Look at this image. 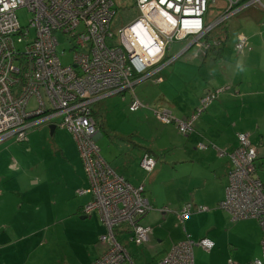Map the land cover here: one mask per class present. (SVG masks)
Listing matches in <instances>:
<instances>
[{"label": "built area", "instance_id": "2783aa9c", "mask_svg": "<svg viewBox=\"0 0 264 264\" xmlns=\"http://www.w3.org/2000/svg\"><path fill=\"white\" fill-rule=\"evenodd\" d=\"M217 1L134 0L139 15L113 31L114 0H0V142L9 137L26 140L31 126L55 117H59L56 125L71 133L89 182L77 194L92 196L82 212H97L106 229L99 236L105 249L89 264H134L118 232L126 230L127 240L135 245L145 243L151 228L140 224V219L153 209L144 187L129 183L100 155L96 145L99 129L91 104L130 89L129 109L135 110L140 102L132 87L173 61L165 58L174 41L186 40L182 51L196 46L206 53L221 44L217 37L206 38L216 26L245 6L264 7L263 0H222L226 6L218 17L205 22L208 4ZM19 7H26L31 15L25 28L16 16ZM30 28L34 29L33 39L28 38ZM57 31L71 38L72 63L63 65L59 59ZM17 42H23L22 49L16 47ZM247 47V37L238 34L235 49L242 52ZM226 88L203 93L195 112L184 119L178 120L162 107L155 111L156 117L163 123L173 122L179 133L187 134L197 114ZM32 97L37 108L28 110ZM198 147L205 145L199 143ZM228 155L233 168L219 206L233 219L258 222L262 258L253 264H264V182L255 174L257 148L247 134L238 133L237 146ZM154 164L147 154L140 160L146 172ZM206 209L197 206L196 211ZM192 211L187 203L176 214L182 221ZM195 245L209 251L213 242L186 238L175 243L157 264H194Z\"/></svg>", "mask_w": 264, "mask_h": 264}, {"label": "crops", "instance_id": "0c3cea01", "mask_svg": "<svg viewBox=\"0 0 264 264\" xmlns=\"http://www.w3.org/2000/svg\"><path fill=\"white\" fill-rule=\"evenodd\" d=\"M247 39L248 47L245 49L250 50L249 38ZM250 39L254 48L260 47L264 50V37L253 36ZM219 40L221 42L219 45L221 47L220 52L211 49L206 53H202L203 57L208 55V60L198 58L197 55L200 53L198 50H194L193 55L187 57L190 62L195 61V64L200 65L198 66L199 69L206 66L210 72L207 81L210 85L204 88V91L202 89L196 91L195 97L190 99L189 103L184 101L181 96L176 101L170 99L162 91L157 99L158 101L154 102L155 99L151 98L153 95L150 94L151 91L154 92L153 86L142 84L137 86L136 92L132 88L134 97L139 100L140 104L135 110L130 111H136L145 106V108L150 109L147 111L157 119L155 111L162 107L169 109L178 120L184 119L195 112L199 99L205 91L209 90L210 87L222 86L221 84L231 78L230 83L237 85L234 88L236 91L230 90L229 94L226 93L223 98H220L219 104H225L228 101H241L243 104L242 110L244 111V108H246L243 118L247 122H243L241 128L238 129L239 131L237 133L233 132L229 137L230 139L220 133L217 124L221 123V120H218V115L221 113H217L215 105L218 101L212 103L218 98V95L197 114L194 124L198 123L197 129L202 130V134L196 131L195 128H192L187 134H182L194 142L196 146L188 145V143H192L188 141L182 147H175L171 150L170 154L175 157L167 159V163L171 165L172 174L167 186L168 197L166 199L161 197L154 188L149 187L146 189L147 181L154 179L160 169L162 170V168L157 167L160 162L157 153L149 147L146 148L143 145L138 147V143L128 140L129 145L134 148H130L129 145L126 147L115 146L112 151L113 154H111V160L109 158L104 159L116 173L123 176L129 183L132 185L141 184L144 187V194L153 209L141 218L140 224L149 226L154 232L170 221L169 225L173 226L174 236L171 231H168L167 236H171L172 241L170 244L172 246L186 238L193 241L207 238L213 242V246L209 251L217 246L221 254L226 256V261L224 260L225 262L222 264H230L228 260H231V264H240L239 261L244 260L245 255L243 258V253L247 249L254 250L260 247L262 255L260 225L254 219H233L228 212L219 206V203L224 198L227 183L226 175L233 168L228 153L236 148L238 133L248 135L251 143L256 146L257 157H259L258 147L261 146L260 144L264 139V54L259 56L257 51H245L244 49L240 52L242 54L241 59L248 61L253 59L251 63L246 65L240 63L239 56L230 57L225 49L226 40L222 36ZM178 42L181 45L176 48V55L172 57L173 61L190 49L182 51L186 42ZM235 59L237 60L234 61ZM161 71L157 70L152 76L145 79L151 78ZM230 72H233V74L231 73L232 75L228 76ZM158 78L160 80H157ZM154 81L164 85L166 79L164 80L163 75L157 74ZM125 91L118 94L123 95ZM197 92L199 93L197 94ZM142 99L148 103L145 105ZM155 104L158 105L153 108ZM94 117L96 119L95 115ZM53 120L49 125V129L51 125L54 126L52 133L49 131L50 136H54V140H57L52 145L56 149V162L53 164L45 163L42 160L34 164L20 162L17 155H15L16 152H13L9 147H5V141L0 143V264H69L68 260H65L61 247L63 241L70 243L72 238L70 236L82 229L69 222L77 216L78 219H84V222L86 221L88 224L87 228L89 230H82V233L88 234L85 232H91L90 241H87L88 244L85 243L88 246L89 257L79 264H89L100 256L105 249L99 241V236L106 231L99 214L97 212L91 214L82 212V207L90 200L91 194H77V190L87 188L89 182L78 155L76 143L70 132L65 130L67 134L56 133L57 129H64L56 125L59 117ZM163 124H171L176 127L173 122ZM199 124H202V128ZM33 126L28 129L27 137L32 134L30 129ZM98 129L99 133L96 140L102 136L101 129L99 127ZM201 137L206 139V142L203 143L205 148L198 147V144L202 143ZM10 138L12 137L7 139ZM215 141L219 145L215 144ZM136 147L138 148L136 149ZM145 154L155 160L150 172H146L140 166V160ZM159 155L165 157L162 152H159ZM136 165L141 169L139 172L145 171L147 173L144 180L132 173V170L136 169ZM220 175L222 178L219 177ZM187 203L191 204L193 211L180 221L176 212ZM197 206H205L207 209L198 212L196 211ZM169 207L172 209L170 210ZM161 208L167 210L162 211ZM211 213L223 218L225 230L216 231L215 233L208 230L203 236L204 232L199 231L200 224L204 221L211 224ZM195 220L200 221L198 225L195 224ZM180 226H182L183 231ZM223 232L226 238L224 241H220ZM119 234L122 239H125L126 230H120ZM59 235L63 236L64 239H59ZM154 240H157V243L160 242L157 234L149 236L145 242L146 247L152 244ZM122 242L123 244L124 242L129 243L126 239ZM195 246L204 250L199 245ZM169 250H162L163 253L156 259V264ZM152 257L156 258V255ZM209 264L216 263L213 260Z\"/></svg>", "mask_w": 264, "mask_h": 264}, {"label": "rangeland", "instance_id": "374dc122", "mask_svg": "<svg viewBox=\"0 0 264 264\" xmlns=\"http://www.w3.org/2000/svg\"><path fill=\"white\" fill-rule=\"evenodd\" d=\"M114 2L116 13L112 18L111 28L113 31H117L122 26L134 20L139 15V12L135 6L134 0H114ZM225 6L226 3H224V1L222 0H218L217 3L213 5L208 4L207 11L204 15V21L209 22L216 19ZM16 16L22 28L28 26L31 15L26 7L17 8ZM212 31L213 33H220V36H222L226 40L225 49L230 54V57L239 56L238 58H240V63H245L246 65H248L253 61V59H251L250 61L241 59L242 54L235 49L237 35L244 34L247 38H249L250 50L245 49V51H257V54L259 56H262L264 54L263 49H260V47L257 46V48H254L252 46L250 39V37L253 36L264 37V7L253 4L245 6L244 8L227 18L224 22L216 26ZM56 35L59 40V43L57 45V54L61 63L63 65L72 63L74 49H71L70 36L59 31L56 32ZM33 37L34 29L30 28L28 38L33 39ZM185 42L186 40L182 41V43ZM108 43L110 42L108 41ZM180 45L181 43L178 41H174L171 44V49L167 52L168 59L176 55L175 50ZM16 47L22 49L23 42H17ZM194 50H198L200 52L197 55L198 58L202 60L206 58V60H208V55L206 57H203L202 49H197L196 46H192L184 54L176 58L172 63L166 64L161 67L158 70H162L161 72H158L154 74L153 77L135 84L132 87L133 90L135 91L137 86H141L142 84H149L150 86H153L154 92L152 93L151 91L150 94L153 95L151 98L155 99L154 102L158 101L157 99L159 98L160 92L162 91L164 95L170 97V99L176 101L181 96L183 97L184 101L189 103V100L195 97L196 91L200 89L204 91V88H207V86L210 85V83L207 82L208 77L210 76V72L208 71L207 67L203 66L201 69H199L198 66L200 65L195 64V61L190 62V60L187 59L188 55H193ZM61 52H63V54ZM236 60L237 59H235L234 61ZM231 73L233 74V72H230L228 73V76H231ZM157 74L163 75L164 80L166 79L164 85L154 81L157 77ZM229 79L230 80H227V82H225L224 84H221L222 87L227 86V89L223 90L219 94L218 98L212 102L215 103L218 101L215 105L217 108V113H221L220 115H218V120H221V123L217 124V126L220 133L228 139H230L229 137L233 132L237 133L239 131L238 129L241 128L243 122H247L243 118L246 112V108H244V111L242 110L243 104L241 103V101H228L225 104H219L220 98H223L226 93L229 94L228 92H230V90L236 91L234 88L237 85L235 83H230L232 79ZM210 88L209 90L214 89ZM129 91L130 89H127L123 93V95L112 94L102 97L91 104L94 115L96 116V120L98 121L97 127L101 129L102 134V136L96 140V145L99 148L101 156L105 159L109 158L110 160L112 156L111 154H113L112 151L115 146L126 147L129 145L128 140H132L138 143V147L140 145H143L146 146V148L149 147L150 149L155 151L157 153L158 160L160 159L157 167L162 168V170L160 169V171L157 173L158 175H156L154 179H149L147 181L146 189L152 187L156 192L159 193L161 197L166 199L168 197L167 186L169 180H171L170 176L172 174L171 165L167 163V159L175 157L173 154H170L172 152V149H174L175 147H182L191 140H189L188 137L180 134L175 126L171 124H163L155 119L154 115L147 111L150 109L145 108V106L137 109L136 111H130L129 104L131 102V96ZM198 93L199 92H197V94ZM44 99L47 100L46 98ZM142 101L145 105L146 103H148L143 99ZM157 105L158 104H155L153 108ZM27 108L28 110L37 108V101L34 97L30 98ZM53 119L48 122L41 121L39 123H36L38 125L33 126L30 129L32 130V134H35H31L30 137L26 138V140L16 141L14 138H6V140L4 139L3 142L5 141V147H9L13 152H16L15 155H17V158L20 162L34 164L37 161L42 160L43 162L48 164L55 163L56 149H54L52 145L57 140H54V136L51 137L49 134V125L52 123V121H54ZM35 120L36 119H34L33 121ZM197 126L198 123L194 124L193 128H195L196 131L202 134V130H198ZM199 126L200 128H202V124H199ZM65 130L66 129H57L56 133L67 134V130ZM201 142H206V139L204 137H201ZM192 143H188V145H192V147H195V143ZM214 143L219 145L216 141ZM260 145L261 146L258 147L259 157L255 163V174L264 182V139L262 141V144ZM129 147L134 148L132 145H129ZM138 147H136V149ZM159 152L164 153L165 157L164 155L163 157H161L159 155ZM3 159L5 161L4 157ZM135 167L136 169H133L132 173L140 176L141 180H144V178L147 176V173L145 171L139 172V170H141L140 167H138L137 165ZM219 177L222 178L221 175ZM226 181L227 185L228 174L226 175ZM169 209L171 210L172 208L169 207ZM78 218L79 217L77 216L74 219L69 220V222L74 224L75 227L79 226L82 229L70 236L72 237L70 243L63 241V248L61 247L65 255V260H68L69 264L82 263L81 261L87 259L90 254L88 246L86 244H88L87 241H90L91 232H85L88 234L82 233V230H89L87 228L88 224L86 221L84 222V219L81 220ZM210 220L211 224L208 221H204L202 224H200L199 231L204 232L203 236L205 235V233H207L208 230H211L214 233L216 231L225 230V222L223 218L218 215H214V213H211ZM199 222V220H195L196 225H198ZM169 223L170 221L165 223L164 226L160 227L154 232L152 230L150 231L149 236H151V234L152 236L156 234L158 235L160 239L159 243H157V240H154L152 244L146 247V243L135 245L131 242H124L134 264H156V259H158L159 256L163 253L162 250L170 249V247L172 246L170 244L172 240L170 238L171 236H167V233L168 231H171V233H173V226L169 225ZM180 228L183 231L182 226H180ZM224 232L223 234L220 233L222 235L220 241H224L226 238ZM58 238L64 239V237L61 235H59ZM150 238L153 240L152 237ZM82 241H84V243H82ZM194 241L196 242L197 240ZM153 255H156V258L152 257ZM193 258L194 264H209L210 261L213 260L216 264H222L226 261V256L221 254L217 246H215L213 250L209 252L198 249V246H194ZM243 258L244 260L239 261L240 264H253L252 262L255 258L261 259L262 255L260 247L255 248L254 250H245L243 253Z\"/></svg>", "mask_w": 264, "mask_h": 264}, {"label": "trees", "instance_id": "16d2710c", "mask_svg": "<svg viewBox=\"0 0 264 264\" xmlns=\"http://www.w3.org/2000/svg\"><path fill=\"white\" fill-rule=\"evenodd\" d=\"M221 34L220 33H213V31H211V32H209L207 35H206V38L208 39V38H211V37H217V38H221V36H220ZM221 43V42H220ZM218 51V52H220L221 51V47H219V46H217V47H214V48H212V51ZM239 52V51H238ZM168 58V56H166V58L165 59H167ZM94 114V113H93ZM257 159H258V157L256 158V160H255V163H256V161H257ZM145 195V194H144ZM146 197V196H145ZM91 198H92V196H91ZM91 198H90V200H91ZM147 198V197H146ZM148 199V198H147ZM89 200V201H90ZM149 201V200H148ZM151 204V203H150ZM153 207V206H152ZM151 211V210H150ZM144 217V216H143ZM141 220V219H140ZM242 220H245V219H242ZM119 233V232H118ZM119 235V234H118ZM118 238L120 239V240H127V238L125 237V239H122V237L119 235L118 236ZM128 242H130V241H128ZM131 243H133V242H131Z\"/></svg>", "mask_w": 264, "mask_h": 264}, {"label": "water", "instance_id": "95a60500", "mask_svg": "<svg viewBox=\"0 0 264 264\" xmlns=\"http://www.w3.org/2000/svg\"><path fill=\"white\" fill-rule=\"evenodd\" d=\"M53 129H54V126L51 125V126H50V132H51V133H52Z\"/></svg>", "mask_w": 264, "mask_h": 264}]
</instances>
